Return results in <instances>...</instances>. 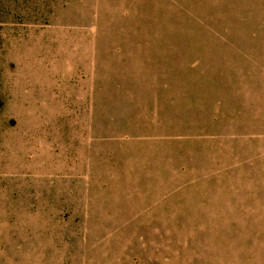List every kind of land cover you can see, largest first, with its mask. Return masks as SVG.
I'll return each mask as SVG.
<instances>
[{
    "label": "rangeland",
    "instance_id": "obj_1",
    "mask_svg": "<svg viewBox=\"0 0 264 264\" xmlns=\"http://www.w3.org/2000/svg\"><path fill=\"white\" fill-rule=\"evenodd\" d=\"M0 264H264V0H0Z\"/></svg>",
    "mask_w": 264,
    "mask_h": 264
}]
</instances>
